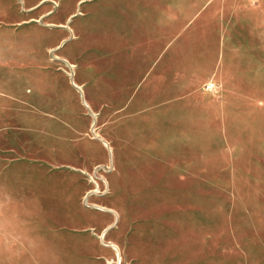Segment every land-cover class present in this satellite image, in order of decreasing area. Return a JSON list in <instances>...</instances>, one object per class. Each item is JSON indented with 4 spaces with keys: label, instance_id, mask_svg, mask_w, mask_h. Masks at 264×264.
<instances>
[{
    "label": "rangeland",
    "instance_id": "rangeland-1",
    "mask_svg": "<svg viewBox=\"0 0 264 264\" xmlns=\"http://www.w3.org/2000/svg\"><path fill=\"white\" fill-rule=\"evenodd\" d=\"M172 4L161 52L154 15ZM0 98L1 166L45 127L94 139L105 161L78 170L85 209L115 223L98 199L126 193L161 260L264 264V0H0ZM7 184L0 264H82L58 228L17 243L36 230Z\"/></svg>",
    "mask_w": 264,
    "mask_h": 264
},
{
    "label": "crops",
    "instance_id": "crops-1",
    "mask_svg": "<svg viewBox=\"0 0 264 264\" xmlns=\"http://www.w3.org/2000/svg\"><path fill=\"white\" fill-rule=\"evenodd\" d=\"M176 13L177 7L174 8L172 4L166 5L159 14L154 15V20L160 23L161 31L156 42L161 52L166 50L165 44H173L178 38L173 35V30L171 35L163 30L169 27V22L173 24L174 19L178 20ZM37 138L33 146L27 141L20 143V152L16 153L19 156L0 165V181L9 182L10 185L6 187L11 189L3 193L8 191L13 198H20L21 202L27 204L25 207L28 213L25 215L29 217L25 219L30 223L26 227L36 230L33 234H25L27 238L17 243L29 244L42 234H47L49 229L58 228L61 229L63 243L75 240L81 245L84 253L82 264H106L114 255L112 246L119 253L122 261L120 264H184L180 262L181 259H160V254L165 251L157 250L156 237L145 231L144 223L135 221V217L123 210V197L126 193L123 195L116 191L109 200L103 201L104 197L98 199L99 204L115 209V223L111 213L83 207L80 198L87 183L78 170L90 168L100 160L105 161L104 148L99 141L89 138L53 140L51 129L46 127ZM118 148L115 146L117 151ZM119 179L121 183L112 180L113 191L119 186L124 189L129 186L123 182L127 180ZM89 229L112 244L90 238L84 242L80 236Z\"/></svg>",
    "mask_w": 264,
    "mask_h": 264
}]
</instances>
